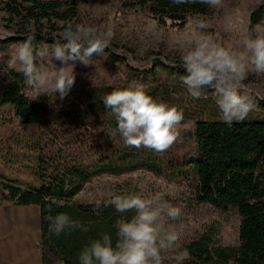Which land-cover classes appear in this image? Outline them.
<instances>
[{
  "label": "trees",
  "instance_id": "1",
  "mask_svg": "<svg viewBox=\"0 0 264 264\" xmlns=\"http://www.w3.org/2000/svg\"><path fill=\"white\" fill-rule=\"evenodd\" d=\"M121 1L127 9L145 13L165 29H183L192 16L211 18L215 14V8L199 3ZM0 12L6 16V29L15 28L9 36L0 35V44L8 45L22 42L32 33L36 36L34 43L54 42L57 39L47 35L54 23L73 21L79 7L75 0H0ZM263 19L264 0L251 14L248 30ZM157 62L156 67L170 71L164 79L162 75L156 78V67L134 70L141 76L132 81L71 89L62 101L53 95L31 100L25 93L23 77L8 67L0 69V106L10 105L22 125L37 127L39 131L38 186L22 188L4 181L0 184V204L39 209L40 264H57L59 260L78 264L83 247L104 233L115 241V222L131 217V213L122 217L103 203L97 208L96 202H79L76 197L93 179L121 178L137 171L163 179L160 163L166 156L164 152L124 146L119 135H112L115 120L103 106L106 93L136 85L157 102L183 111L181 126L190 127L186 134L191 143L181 159L194 165V200L221 209L235 207L240 218L236 245H220L217 227L212 223L186 244L183 264H264V99L253 94L256 107L247 118L226 124L220 119L211 89H204L205 95L193 99L179 79L185 73L171 64ZM127 67L132 68L128 64ZM190 151H194L193 157L189 156ZM130 193L136 192H126ZM61 213L88 231L66 229L60 236L50 233L47 216Z\"/></svg>",
  "mask_w": 264,
  "mask_h": 264
},
{
  "label": "clouds",
  "instance_id": "2",
  "mask_svg": "<svg viewBox=\"0 0 264 264\" xmlns=\"http://www.w3.org/2000/svg\"><path fill=\"white\" fill-rule=\"evenodd\" d=\"M170 3H199L218 8L223 0H170ZM206 27L202 21H194L190 31L200 35L183 52L179 63L171 66L185 73L179 79L193 99L205 95L204 89H211L220 119L229 125L242 122L256 107L245 81L249 73L264 75V28L257 26L245 32L242 50L233 51L202 34ZM113 38L111 29L68 24L60 39L36 47V36L32 33L14 46L7 65L23 77L31 91V100L53 95L62 101L75 84L76 63L88 67L95 64L93 57L107 54L105 49L115 51L111 46ZM3 55L0 52V57ZM52 61H58L61 66L56 67ZM102 101L115 120L112 135H119L124 146L162 153L176 142L183 111L157 102L142 86L113 90ZM102 203L112 206L122 217L126 213L132 215L115 222V241L104 233L83 247L78 264H162V252L177 245L179 234L166 230L165 222L178 219L181 209L169 203L163 192L156 191L147 197L139 193L115 195L107 201H96V207L100 208ZM47 220L49 232L56 236L66 229L88 231L67 214L49 215ZM57 264H63V260ZM176 264H183V255L176 257Z\"/></svg>",
  "mask_w": 264,
  "mask_h": 264
},
{
  "label": "rangeland",
  "instance_id": "3",
  "mask_svg": "<svg viewBox=\"0 0 264 264\" xmlns=\"http://www.w3.org/2000/svg\"><path fill=\"white\" fill-rule=\"evenodd\" d=\"M75 1L79 7L78 17L66 24L55 22L53 30L47 35L60 39L68 24L111 29L114 32L111 46L115 51L105 49L107 54L93 57L95 64L88 67L76 63L73 69L76 79L72 89L124 84L141 76L134 70L147 71L156 67L155 64L159 63L157 61L178 64L183 52L200 35L190 31L196 20L207 25L202 34L210 36L214 42L225 48L240 51L251 14L262 4V0H223L222 6L215 8V14L211 18L192 16L183 29H165L145 13L127 9L121 0ZM6 26V16L0 12V35L9 36L15 32V28L10 31ZM258 26L264 28V19ZM45 43L54 42L41 41L34 44L42 47ZM15 45L0 44V52L4 54L0 57V69L8 67L7 60ZM52 63L56 67L61 66L58 61ZM127 64L132 68L129 69ZM46 66L51 68L47 63ZM168 73L170 71L161 66L155 68L156 78L162 75L164 79ZM245 83L256 98L264 99V75L249 73ZM24 90L31 97L26 82ZM189 129L188 125L180 126L177 129L179 135L176 142L164 152L166 156L160 163L164 172L163 179L139 171L121 178L102 176L93 179L76 197L79 202L93 203L109 200L115 195H126V192L135 191L144 197L156 191L163 192L169 203L181 209V215L176 220L165 222V229L177 232L180 239L172 249L162 252V264H176V257L180 255H183V259L186 258V244L197 238L203 228L212 223L217 227L220 245L233 246L238 241L240 218L235 207L221 209L194 200L193 184L197 177L194 174V165L185 164L183 158L181 159L189 152L191 138L186 134ZM38 136L37 127L22 125L13 116L10 105L0 106V184L9 181L22 188L38 186ZM193 154L194 151H190L189 156L193 157ZM175 156L180 159H174ZM0 208L2 214L12 211L10 204H2ZM32 215L33 212H30V216Z\"/></svg>",
  "mask_w": 264,
  "mask_h": 264
},
{
  "label": "crops",
  "instance_id": "4",
  "mask_svg": "<svg viewBox=\"0 0 264 264\" xmlns=\"http://www.w3.org/2000/svg\"><path fill=\"white\" fill-rule=\"evenodd\" d=\"M11 208L6 214L0 208V264H40L39 209L14 205Z\"/></svg>",
  "mask_w": 264,
  "mask_h": 264
}]
</instances>
